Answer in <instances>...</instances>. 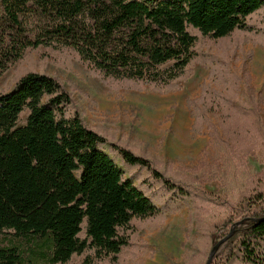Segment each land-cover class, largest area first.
Instances as JSON below:
<instances>
[{
	"label": "trees",
	"instance_id": "16d2710c",
	"mask_svg": "<svg viewBox=\"0 0 264 264\" xmlns=\"http://www.w3.org/2000/svg\"><path fill=\"white\" fill-rule=\"evenodd\" d=\"M1 4L0 78L43 48L72 56L106 84L164 94L190 79L199 63L222 90L204 84L201 96L189 102L193 131L208 129L211 141L226 146L240 166L264 147V99L247 65L239 75L198 51L201 37L222 41L238 32L264 46V23L250 22L264 12V0ZM218 110L226 116V139L208 117ZM207 156L190 168L155 160L91 129L56 78L27 73L15 90L0 93V233L38 242L0 246V264H69L75 257L85 264H125L136 255L140 230L184 205H191L204 239L188 264H206L212 248L244 219L212 264H264V173L248 177L233 214L209 223L212 202L195 185L219 178L222 167ZM126 170L137 171V184Z\"/></svg>",
	"mask_w": 264,
	"mask_h": 264
},
{
	"label": "rangeland",
	"instance_id": "374dc122",
	"mask_svg": "<svg viewBox=\"0 0 264 264\" xmlns=\"http://www.w3.org/2000/svg\"><path fill=\"white\" fill-rule=\"evenodd\" d=\"M250 22L256 26L263 24L264 12L253 16ZM190 31L199 35L193 29ZM198 51L202 55L219 58L220 62L225 61L239 75L243 74V68L247 65L257 93L262 94L264 99L262 44L238 32L222 41L201 37ZM32 71L56 78L72 95L76 110L91 129L146 153L155 160L171 163L174 167L190 168L197 165L207 152L208 160L218 162L222 167L219 178L209 177L204 184L195 185V190L212 202L207 216L209 223L233 214L237 197L248 177L264 173L262 145L254 156L247 158L245 165L240 166L232 159L226 146L220 147L211 141L208 129L202 133L193 131L194 117L189 102L201 96L204 84L222 90L209 76V70L199 63L195 64L192 77L180 82L177 90L161 94L148 89L139 91L106 84L72 56L39 48L28 52L25 59L0 78V93L15 90L20 79ZM239 100L244 102L242 93ZM262 108L264 119V103ZM208 117L226 139L225 114L218 110ZM25 120L26 116L20 125H24ZM103 149L124 169L117 155L110 153L107 146ZM136 172L126 170V177L137 184ZM192 214L191 205H184L179 213L168 214L164 221L145 225L135 242L136 255L125 264H188L204 247L203 236L196 222L192 221ZM36 242L32 237L27 241L15 237L12 232L0 233V246L16 244L23 248L34 247ZM69 264L85 263L82 258L75 257Z\"/></svg>",
	"mask_w": 264,
	"mask_h": 264
},
{
	"label": "water",
	"instance_id": "95a60500",
	"mask_svg": "<svg viewBox=\"0 0 264 264\" xmlns=\"http://www.w3.org/2000/svg\"><path fill=\"white\" fill-rule=\"evenodd\" d=\"M245 219L244 220H241L239 222H236L229 234L222 240H220L214 247L213 249L211 250L210 252V255H209V258H208V261H207V264H212L213 260H214V257L218 254L219 250L221 249V247L235 234L236 230L238 227H240L241 225H243L245 223ZM262 220H258V222H261Z\"/></svg>",
	"mask_w": 264,
	"mask_h": 264
}]
</instances>
